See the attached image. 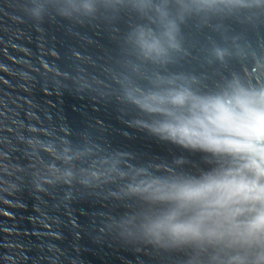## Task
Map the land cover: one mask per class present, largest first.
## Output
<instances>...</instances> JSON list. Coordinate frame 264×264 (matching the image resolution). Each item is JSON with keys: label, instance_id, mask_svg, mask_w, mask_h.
Masks as SVG:
<instances>
[{"label": "water", "instance_id": "1", "mask_svg": "<svg viewBox=\"0 0 264 264\" xmlns=\"http://www.w3.org/2000/svg\"><path fill=\"white\" fill-rule=\"evenodd\" d=\"M261 92L264 0H0V264H264Z\"/></svg>", "mask_w": 264, "mask_h": 264}, {"label": "clouds", "instance_id": "2", "mask_svg": "<svg viewBox=\"0 0 264 264\" xmlns=\"http://www.w3.org/2000/svg\"><path fill=\"white\" fill-rule=\"evenodd\" d=\"M255 99L256 104L258 105L255 114L258 118L264 117V92L258 93ZM253 142L256 144L258 149H264V135L261 134L259 129L257 130L255 137L253 138ZM259 215H264V208H261ZM256 232L261 242H264V227L256 229Z\"/></svg>", "mask_w": 264, "mask_h": 264}, {"label": "snow or ice", "instance_id": "3", "mask_svg": "<svg viewBox=\"0 0 264 264\" xmlns=\"http://www.w3.org/2000/svg\"><path fill=\"white\" fill-rule=\"evenodd\" d=\"M226 120H227V113L225 111H220L219 113H217L216 119L213 121V123L215 125H217V127H221ZM205 136L207 139H209L210 142H212L214 144L221 143L220 141L216 140L212 136L211 130L207 131L205 133ZM229 146L232 148H235V149L249 148L250 147V145H229ZM261 227H264V215H261L259 220L251 226L250 230H256V229H259Z\"/></svg>", "mask_w": 264, "mask_h": 264}]
</instances>
